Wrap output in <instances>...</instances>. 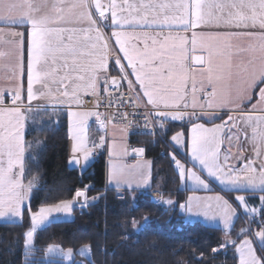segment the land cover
Segmentation results:
<instances>
[{"label": "snow or ice", "instance_id": "snow-or-ice-1", "mask_svg": "<svg viewBox=\"0 0 264 264\" xmlns=\"http://www.w3.org/2000/svg\"><path fill=\"white\" fill-rule=\"evenodd\" d=\"M174 27L187 34L165 31ZM110 62L117 75L109 71ZM122 81L136 93L135 106L143 101L145 128L156 121L158 134L166 136L170 131L166 123L187 118L191 123L190 159L206 176L178 158H187L188 152L184 133L176 132L169 142L174 151L167 155L179 178L206 190L209 181L217 182L243 208L249 226L240 229L237 239L230 238L233 220L239 217L237 208L223 195H192L179 207L207 221H221L225 238L219 248L232 245L238 264H264V0H0V84L7 85L0 86V218L14 223L28 214L30 252L38 227L67 222L74 207L84 209L98 199L89 197L93 186L85 185L70 189L71 199L44 203L33 210L32 193L39 189L36 178L24 182L25 153L31 147L25 141L26 125L29 114L40 108L33 101L71 108L81 105L87 95L99 107L103 94L106 107H111L109 90L121 89ZM8 92L10 103L5 102ZM116 99L125 104L122 95ZM93 115L105 128L108 117L100 119L98 112H68L73 141L69 163L82 171L90 166L94 149L106 143L103 135L89 143L87 120ZM127 115L121 113L120 119L126 122ZM202 119L213 126L199 123ZM225 129L228 134L222 135ZM241 130L253 145L252 158L243 156L242 145L232 152V141H239ZM225 139L229 143L222 154ZM133 151L142 156L145 149ZM126 154V147L118 146L113 138L110 155ZM28 159L36 163L32 154ZM149 169L148 161L131 169L113 163L109 178L117 188L127 185L135 190L129 176L138 172L135 187H148ZM244 192L259 193L251 199H258L260 207L243 194L233 195ZM153 202L174 205L159 192ZM257 215L260 221L255 220ZM143 220L147 223L148 217ZM131 223L136 229L135 218ZM253 223L259 225L258 231H252ZM210 226L216 227L214 223ZM90 250L85 245L80 254ZM47 252L53 258L49 264H57L56 257L70 258L72 250L65 253L50 245Z\"/></svg>", "mask_w": 264, "mask_h": 264}, {"label": "trees", "instance_id": "trees-1", "mask_svg": "<svg viewBox=\"0 0 264 264\" xmlns=\"http://www.w3.org/2000/svg\"><path fill=\"white\" fill-rule=\"evenodd\" d=\"M111 71L116 73L112 66ZM41 109L50 120L42 128L26 133L27 144L35 136L42 140L36 163L28 157L25 161L24 182L33 178L38 181L39 191L34 189L32 193L33 210L44 203L71 199L69 190L85 185L93 186L88 195L98 199L84 209L76 206L75 218L63 223L53 222L42 229L30 252L24 244L28 214L25 213L22 221L14 223L0 219V264H49L53 258L47 248L56 244L75 252L84 245L91 246L90 257L76 252V261L70 264H238L232 245L219 248L225 238L222 226L211 227L201 220L186 219L179 205L185 203L191 190L181 187L174 165L160 152L161 146L147 143L146 139L138 142L140 145L147 143L153 157L151 189L162 190L163 197L174 201L172 206L155 203L144 192L106 189L105 155L94 160L86 171L70 167L68 109ZM190 124L168 123L170 131L166 140L170 141L172 134L180 130L186 135ZM250 194L245 193L250 199L259 195ZM250 203L260 207L258 199H251ZM169 208L171 211L167 210ZM243 213L241 210L239 219L233 224L229 234L231 239H237L240 229L249 225L248 217ZM145 215L147 223L143 220ZM133 218L138 222L136 229L131 223ZM213 248L219 251L213 253ZM55 259L57 264H69L62 256Z\"/></svg>", "mask_w": 264, "mask_h": 264}, {"label": "rangeland", "instance_id": "rangeland-1", "mask_svg": "<svg viewBox=\"0 0 264 264\" xmlns=\"http://www.w3.org/2000/svg\"><path fill=\"white\" fill-rule=\"evenodd\" d=\"M86 97L87 96L83 97V103L81 105L75 107V108H78V109L74 110L75 108H73L72 111L96 112V110L92 108L93 107V106H91L92 104H86L85 103V98ZM141 104L143 105V103H141ZM41 108H49V107H40L38 111H34V112L29 114V119H28V123L26 125V130H25V141H26V133H27V131H32V130H35V129L42 128V126L46 122H48L50 120V118L46 115L45 111L43 109H41ZM50 108H56V107H50ZM87 108H89V109H87ZM104 114H106V113H104ZM68 118H69V116H68ZM100 119H101V117H100ZM110 123L112 124V122H110ZM70 125H71V121L69 119V161H70L71 156H72L71 149H72V144H73V141L71 139V133H70ZM121 129H124L123 126H121V125L118 126V125H114V124L110 125L108 127V131H107V127L101 128L99 120L97 119V117L95 115L89 116L88 120H87V135H88L89 143H91L94 140H98L101 135L105 136L106 143H105L104 148L94 149V153L97 155V157H98L97 159H99V157L101 155H105V157H106V185L109 188L117 189L119 191L128 190V191H134V193H135V192H138L140 190H143V189L147 188V187H139V188L135 187V181L140 179L139 173L138 172L137 173H132L129 176V179H131L133 181V188L135 190L128 188L127 185H122L121 187L117 188L116 187V182L115 181H111L110 178H109V172L111 170V165L113 163H115V164H118V165H124V166H126L127 169H131V166L137 164L138 162L148 161V162H150V169H149V171H150L149 184H150V182L152 181L151 179H152L153 157L149 154L148 144L146 143L147 146L145 145V154L143 156H141V157H137V158L132 160L131 156H130V149L127 146L125 132L122 133ZM113 138L115 139V141H116L118 146L123 145L124 147H126V149H127V154L126 155H117L115 157L110 155ZM29 142L30 143H28V144L31 145V147L26 149L25 161H26V157H28L29 154H32L35 157V160L37 161L38 160L39 150H41V148H42V140H41V138L39 136H35V137H32L29 140ZM94 160H96L95 157H92L90 159V165L94 162ZM69 166L70 167H74V168H78L80 171H82L80 166H77V165H74V164H70V163H69ZM88 168L89 167H87V169ZM163 186H165V184H163ZM163 189H164V187H163ZM157 192L162 194V190H158L157 189V191H155V193H157ZM89 197H91V196H89ZM164 199L167 200L169 198L164 197ZM237 214H238V212H237ZM54 215H62V214H54ZM199 216L201 218L205 219L203 217V215H199ZM73 218H75L74 210H73V213H72L71 217L67 218V220H71ZM186 218H189V215ZM205 223H207V222H205ZM45 227H47V226H42V227H38L37 228V230H36V232L34 234V239H33V244L31 246V249L35 246L36 238L38 237L40 231L42 229H44ZM222 227H224V226H222ZM28 228H29V225H28V227L26 229V232L28 231ZM26 232H25V243L24 244H25V248L28 249V246L26 244ZM56 246H58V245L56 244ZM84 246H82L79 249H77L76 252L80 253V249H82ZM68 249L72 250L71 257L69 258L66 255H64L62 257L65 259V261L67 263L70 264L73 261H76V258H75L76 252L72 248H64L65 253L67 252ZM233 253H234L235 256L238 257V253L235 252V249H233ZM84 255L90 257L91 256V250H90V253H87V254H84Z\"/></svg>", "mask_w": 264, "mask_h": 264}, {"label": "crops", "instance_id": "crops-1", "mask_svg": "<svg viewBox=\"0 0 264 264\" xmlns=\"http://www.w3.org/2000/svg\"><path fill=\"white\" fill-rule=\"evenodd\" d=\"M148 30L151 31V29H148ZM104 31L107 34L110 35V31L108 29H104ZM165 31H172L174 35L175 34H180V35H186L187 34V33H184L179 27H174L172 29H166ZM109 45H110V47H115L114 46V41H109ZM109 71L112 73V75H117V73H113L111 71V62L109 63ZM132 79H134V77H132ZM0 86H7V85L6 84H0ZM85 96H87V95H85ZM10 97L11 96L6 98V101H5L6 103H10ZM141 102L143 103V101H141ZM32 103L34 105H40V107L64 108V109H68L69 111H72V109L77 106V105H72L71 108H68V106H66L64 104H56L54 102H45V101H33ZM76 109H78V108H75L74 110H76ZM226 118L227 117H225V119ZM184 122H188L187 118L185 120L170 121L169 123H184ZM198 122L199 123H204L206 127H212L213 126L211 123H207V121L203 120V119L198 121ZM215 123L219 124V123H221V121L220 120H216ZM107 131H108V128H107ZM177 132L184 133L183 130H180V131H177ZM227 134H228V129H225L224 134H222V135H227ZM250 134H251V132L249 130L248 135L250 136ZM190 137H191V124L188 127L187 134L185 135V133H184V137H183L184 146L187 149L188 157L187 158L184 157V159L181 160V162L184 163L187 168L192 169V170L196 171L198 174L202 175V177L206 176V173H201L200 166L198 164H194L191 161V159H190ZM228 143L229 142L227 141V139H225V143L221 146L222 154L226 150V148L228 146ZM232 144L234 145L232 147V152L233 153H235L237 151L236 145H242L243 146V153H242L243 156L252 158L255 155V153L253 152V145H252L251 141L244 135L243 130H241V132H240L239 141L233 139ZM258 163H259V161H258ZM181 186H182V188L191 190V192L189 193L188 197L192 196V195L201 196V197L223 195V196H225V199H229L228 196L223 193V191L221 190V186L217 182L209 181V189H207V190L202 188V187L195 186L190 179L181 180ZM106 187H108V186L106 185ZM150 187H151V182H150V184H149V186L147 188H145V189H143L141 191L149 190ZM245 193H252V192L236 193L235 195H237V194L245 195ZM252 194H250V195H252ZM254 194H257V193H254ZM245 196H246V198H249L248 195H245ZM229 201H230V203L233 204V207L237 208V212H238L237 216L240 214L241 210L244 212L243 208L237 207L236 206L237 204L233 203L230 199H229ZM250 201H251V199H250ZM185 215H186V217L189 215V218H187V219L190 220V221L201 220V221L207 222V224H210V225L214 223L216 226H223V223L221 221H219V220H217L215 222H210V221L208 222L207 220L201 218L199 215L188 214V213H185ZM0 219H5V218H0ZM235 221H236V218H234L233 224L235 223ZM258 230H259V228L258 229L256 228L255 231H258ZM254 245H255V240H254ZM258 254H259V250H258Z\"/></svg>", "mask_w": 264, "mask_h": 264}, {"label": "built area", "instance_id": "built-area-1", "mask_svg": "<svg viewBox=\"0 0 264 264\" xmlns=\"http://www.w3.org/2000/svg\"><path fill=\"white\" fill-rule=\"evenodd\" d=\"M126 83V81L121 82V89L119 90H109L111 91L113 98L111 107H106L105 101L103 99V94L99 107L95 106L96 100L94 97L85 98V103L92 104V108L98 111L102 115L103 119L105 117H108L107 123L112 122L124 125L129 136L147 135L156 137L158 135L157 122L152 121L151 127L145 128L146 121L143 118L145 108L140 102L138 106H135L136 93L129 91L126 87ZM121 95L124 98L125 104H120L119 100L116 99V97H119ZM124 112L128 113L126 122L120 119V114ZM149 131L157 134H147ZM164 156H166V153H164Z\"/></svg>", "mask_w": 264, "mask_h": 264}, {"label": "water", "instance_id": "water-1", "mask_svg": "<svg viewBox=\"0 0 264 264\" xmlns=\"http://www.w3.org/2000/svg\"><path fill=\"white\" fill-rule=\"evenodd\" d=\"M10 93H7L6 95H9ZM136 148H144V147H136ZM136 148H134V149H136ZM134 149H132L131 151H130V155H131V157H133V158H136V157H141V156H139V155H137L133 150ZM143 155H144V153H143ZM142 155V156H143Z\"/></svg>", "mask_w": 264, "mask_h": 264}, {"label": "bare ground", "instance_id": "bare-ground-1", "mask_svg": "<svg viewBox=\"0 0 264 264\" xmlns=\"http://www.w3.org/2000/svg\"><path fill=\"white\" fill-rule=\"evenodd\" d=\"M155 194V193H154Z\"/></svg>", "mask_w": 264, "mask_h": 264}]
</instances>
